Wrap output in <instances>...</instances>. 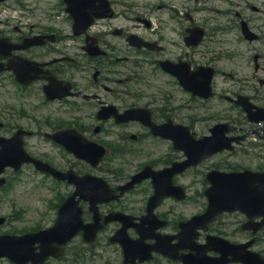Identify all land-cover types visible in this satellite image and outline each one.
<instances>
[{
    "label": "flooded vegetation",
    "instance_id": "1",
    "mask_svg": "<svg viewBox=\"0 0 264 264\" xmlns=\"http://www.w3.org/2000/svg\"><path fill=\"white\" fill-rule=\"evenodd\" d=\"M108 1L109 5L102 7V12L108 17L92 20L93 24L88 29L87 35L78 37L81 42L80 49L66 45V26L71 24V18L66 14L63 4L61 7H64V13L60 11L58 15L52 17L48 16L41 19L39 15H28L18 19L0 20L2 25L0 38L4 40L0 45V63L4 67L11 62L14 69L24 70L25 61L23 58L44 63L43 67L32 66L27 70L29 77L38 78L30 85L19 84L15 79V74L11 71L4 69L0 73L2 78H6L5 75L9 79L14 78L10 81L16 90L15 95L8 92L7 94L4 83L7 84L9 79H1L0 132L2 135H12L18 130H24L30 133L24 138V146L36 157L60 169L73 167L79 171V168L85 167L89 172L105 177L112 187L117 189L118 185L128 182L134 174L140 172L144 167L161 169L178 161L179 157L171 147L164 148V140L154 136L151 129L145 127L141 122L117 123L113 116L100 121L98 111L105 104L115 105L120 112L131 107H144L151 110L152 118L158 122L156 112L162 113L172 109L173 103L178 104L179 97L186 105H190L194 96L185 92L179 86L178 80L170 75H166L171 78L170 81L161 80L160 85H154V97L150 103L134 105L132 100L145 99L147 93L145 87L139 81L131 80L127 72L132 59V51L145 55L147 59L157 65L161 73L159 67L163 60L185 61L194 68V52L198 48H188L185 36L188 30L195 25V19L198 17L195 16L193 0H178L182 8L186 10L185 18L161 16L164 13L165 5L173 3L171 0H156L153 5L148 6H146L145 0L139 6L131 5L130 0ZM196 1L199 4L206 3V0ZM34 2L38 1L35 0ZM154 5H158L157 9L153 7ZM93 16L94 14H92ZM145 20L150 21V24ZM168 22H176L175 27H172ZM173 31H176L174 36L181 38L183 44L170 36ZM133 32L138 33L141 38L148 42L156 43L157 45L155 44L153 47L159 48L160 46L161 48L153 51L148 48L136 49L132 47L128 39ZM88 35L97 39L98 44L108 52L106 56H89L87 54L84 48L87 45ZM37 36L44 37V40L34 39ZM27 40L38 42L31 46H22ZM9 47L13 50H10ZM82 63H84L82 67L85 70L94 71L92 80L88 79V75L82 76L80 70ZM142 63L147 65L148 62L142 61ZM257 69L259 70L260 67ZM61 80L72 82V96L62 100H48L46 88L53 81L64 88L63 85L59 84V82H63ZM63 83L65 84V82ZM179 91L183 94H180ZM48 92L49 94H56L57 92L63 93L64 90L57 91L55 88H50ZM238 94L235 82L219 88L218 91L216 90L214 96L205 102L206 119L211 120L217 114L219 118L212 124L225 121L224 119L231 123H237L238 117L241 118L242 110L228 96L235 97ZM86 95L89 97L86 98ZM35 98L43 101L45 105L43 112L37 111L36 113L34 111L32 101ZM70 129L79 130L88 139L107 149L108 154L100 168H94L76 158L57 141H54L52 137L47 136ZM240 160L242 159L240 158ZM223 162L236 164L239 161L233 155H229L228 159L223 160ZM124 167L125 169H121ZM14 183H17L16 179H14ZM7 185L8 182L1 185L0 192ZM64 186H66L65 183ZM64 186L62 188L66 194L68 191ZM152 194L151 180H144L118 201L106 205L103 208L104 215L117 211L131 216L132 222L128 234L131 238L137 239L140 234L135 225L141 223L142 218L146 216L148 201ZM163 206L164 204L156 209V216L158 220H164L166 225L157 231L146 232L147 238L144 243L153 246L157 242L156 238H153L154 235L166 236V239H171L170 242L163 240L159 244L165 249L164 252L169 253L176 250L178 256L191 252V249H178L175 246L178 240L174 239V236L178 234L180 223L186 218L180 220L179 207L174 205L171 207ZM158 220L151 225L145 224V227L159 226ZM248 220L241 213L223 214L210 225L209 232L225 236L232 242L241 241L244 236L242 225ZM10 221L8 218L3 227L15 234L35 232L43 228L41 225L26 223V218L17 222ZM146 221L148 220L146 219ZM108 226H112L116 231L121 223L113 222L108 224L106 228ZM206 235L207 233L200 234L198 241L202 243ZM68 250L71 248L66 245L65 253ZM164 252L163 250H154L152 258L148 261L139 262V260H135L131 263H125L122 249L121 258L119 257L117 261H110L108 258L100 259L96 252L90 251V253H95L93 258L97 264H182ZM63 258L66 257H60V259ZM78 258L80 261L83 260L81 255ZM45 264L64 263L56 258H49Z\"/></svg>",
    "mask_w": 264,
    "mask_h": 264
},
{
    "label": "rangeland",
    "instance_id": "2",
    "mask_svg": "<svg viewBox=\"0 0 264 264\" xmlns=\"http://www.w3.org/2000/svg\"><path fill=\"white\" fill-rule=\"evenodd\" d=\"M43 2L40 3L41 6L43 4H47L50 6L52 3H56L57 0H42ZM46 1V2H45ZM245 1H250L254 6L261 9V13L253 12L250 8L246 11L247 15H252L253 18V25L257 26V30L264 33V0H215L211 2V17L213 18L214 25L218 27L217 35H215L216 40L220 38L223 39V42L228 45L231 49H237L238 52H246L252 47H256L264 52V38L259 43H247L244 41L242 36L239 34L236 25L234 24V13L231 11L239 10L240 8L237 5H242ZM15 0H10L8 4L2 5L4 9L11 7ZM1 7V6H0ZM43 10V9H41ZM16 13V12H15ZM2 14H10L6 10ZM16 14H22L21 11L17 12ZM226 26L229 27L226 29ZM225 27V28H224ZM219 36V38H218ZM255 48V50H256ZM220 49L222 47H218L217 51L221 53ZM218 54L220 60L217 62V67L225 68L227 62L229 64H233L229 59H224V56L235 57V52H225L224 54ZM218 55H214L213 57L218 58ZM197 59H201L198 55H196ZM223 58V59H222ZM236 58V57H235ZM239 60V57H238ZM241 67L240 73H248L249 69L246 65L245 60L241 59ZM252 69V68H251ZM200 108L199 112H202V106H198ZM197 116V114H196ZM198 117V116H197ZM257 153H254L256 157ZM203 167L199 168L202 169ZM7 177L12 176L11 172L6 173ZM17 177H20L21 180H24V183H20L17 187L10 193V201L16 200L18 203L17 208H11V205H7L3 203L2 210L7 212L14 211L15 213H26L28 212V217H33L34 220L38 219L41 223L47 224L51 223L55 217V212L52 208H49L46 204V199H51V202L54 200L52 199L53 196L50 195L52 189H50L49 181L46 180L41 174L37 173L33 167L26 166L23 170L18 173ZM186 177H190L193 179V185L197 189H200L203 186V176L200 173V170H194L189 172ZM196 203L199 200H195ZM25 209V210H21ZM40 212V217L36 214V211ZM104 241V236L101 238V243ZM105 251L107 252L110 258H114L116 255V248L113 247H106Z\"/></svg>",
    "mask_w": 264,
    "mask_h": 264
},
{
    "label": "water",
    "instance_id": "3",
    "mask_svg": "<svg viewBox=\"0 0 264 264\" xmlns=\"http://www.w3.org/2000/svg\"><path fill=\"white\" fill-rule=\"evenodd\" d=\"M11 141H14V140H11ZM186 148L190 153H194L195 150L198 151L197 148H195V150H194L192 146L186 147ZM202 152H204V151H202ZM212 152H214V151H212ZM212 152H210V153H212ZM210 153L207 150L206 153H202V154H204V156H206V155L208 156ZM25 160H27V159L24 157V153L21 150L19 144H17L16 142H10L8 144H5V147L2 150H0V173L3 171V169L6 165H14L16 168H19L21 163ZM228 176H226V177H228ZM245 176L246 175H239L237 178H234L231 181V183H236V185L239 187L236 190L237 198H240L242 195L251 191V190L246 189L244 187L245 186L244 185L245 184V182H244ZM256 181H260V179L253 180V182H256ZM261 184L258 186V189H257L258 192L263 191ZM227 199H229L231 202L230 203L224 202L223 208H226L227 204H234L235 199L233 197L230 196ZM233 208H236V207H233ZM65 224H66L65 214L62 213V216H61V218H60V220H59V222L55 228H57L58 226H64ZM73 232L74 231H72L71 234H73ZM13 239L12 238H0V256L6 255V256L12 257L14 259H16V258L19 259V256L23 255V254L19 253V251H20L19 245L17 243L13 242L14 241ZM28 259H32V257L28 256ZM24 260H25L24 258L20 259L21 262ZM208 264H211V263H208Z\"/></svg>",
    "mask_w": 264,
    "mask_h": 264
}]
</instances>
